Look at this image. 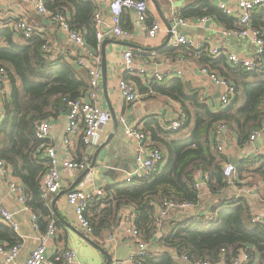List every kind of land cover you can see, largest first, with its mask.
I'll list each match as a JSON object with an SVG mask.
<instances>
[{
  "label": "trees",
  "instance_id": "trees-1",
  "mask_svg": "<svg viewBox=\"0 0 264 264\" xmlns=\"http://www.w3.org/2000/svg\"><path fill=\"white\" fill-rule=\"evenodd\" d=\"M44 1L48 10L62 13L70 27L83 33L92 50L97 49L93 25L96 6L92 2ZM255 8L258 10L253 12ZM255 8L250 14L251 26L264 40V5ZM180 17H209L227 29L238 27L235 18L212 5L210 0L192 2L180 11ZM12 24L13 19L0 18V66L6 69L10 81L9 93L0 97V160L9 165L12 174L21 181L25 205L35 216L36 228L45 232L50 223L54 227L57 223L49 215L48 202L40 197L39 180L48 171L49 161L43 153L46 141L34 135V122L64 114L67 101L83 96L89 81L84 70L74 67L60 55L42 50L47 41L45 35L17 36ZM175 49L161 47L158 51L170 55ZM187 50L196 54L202 66L233 82L235 93L231 102L213 111L197 90H189L179 79L149 84L147 90L153 89L178 102L185 119L178 130L165 131L158 119L147 118L142 127L149 133L150 144L161 151L159 170L146 180L109 185L104 190L106 197L90 203L84 214L92 227V236L97 238L111 231L120 211L129 209L134 213L140 237L150 246L148 255L141 258L142 264H228L240 249L262 260L264 225L251 221L260 213L254 209L255 199L247 194L229 198L232 186L223 175L229 158L216 149L213 137L218 125L222 124L226 132L235 137L236 147L243 149L249 144L252 131L263 127L264 55L261 66L246 71L232 66L224 55L211 56L207 48ZM132 78L142 92L145 85L140 78ZM79 145L78 151L82 146ZM199 180L210 194L203 203L199 200ZM231 180L235 185L261 183L257 192L260 200H264V151L241 156ZM166 200L189 202L195 210L181 211L177 218L163 220L157 225L155 211ZM97 204H104L105 209L99 218H94L91 209ZM0 243L7 246L20 243L15 230L1 218Z\"/></svg>",
  "mask_w": 264,
  "mask_h": 264
},
{
  "label": "built area",
  "instance_id": "built-area-1",
  "mask_svg": "<svg viewBox=\"0 0 264 264\" xmlns=\"http://www.w3.org/2000/svg\"><path fill=\"white\" fill-rule=\"evenodd\" d=\"M2 1V0H0ZM23 1V0H22ZM92 2L96 7L93 12V25L95 35L98 41L96 50H92L84 39L83 33L70 27L65 15L59 12H52L45 6L44 0H24L23 2L32 11L47 20L50 23L56 24L66 39L72 45V49L64 55V59L71 63L74 67L82 69L87 73L89 88L87 92L78 98L67 101L68 114H66L65 134L62 141V154L59 157L53 145L47 143L50 130L52 128V120L43 119L34 122V135L46 141L43 148V153L49 161L48 171L40 177L39 190L40 197L48 202L49 197L58 194L63 189L62 173L70 171L71 173H79L87 168L90 158L96 147L99 146L102 132L105 130L110 120V114L101 104V68H100V45L107 37L115 39H128L131 35L129 30L120 26V15L123 10H132L135 16V22L143 25L144 33L147 38H154L161 30L159 22L155 21L150 25L146 22L147 0H109L108 12L111 23L105 19L106 11L101 8L100 4L103 0H87ZM264 5V0H238L236 5L230 6L225 2H220L218 7L228 15H236L238 27L234 29H226V33L235 36H244L250 34L255 45V50L251 55L238 54L225 49L219 51L217 47L208 48L204 40H196L183 33H178L174 27L177 25H185V20L180 17V12L175 14L174 27H171V37L168 39L167 45L171 48L185 46L200 51L208 48L211 56L224 55L232 66H240L246 71H254L262 65V57L264 55V40L259 32L251 26L250 14L252 9ZM2 18L13 19L12 29L17 36L24 38L34 35H44V29L31 23L26 15H16L12 11H8L7 15H1ZM200 21H206L209 17L199 18ZM42 50L47 54H54L51 44L46 41L42 45ZM122 64L127 72L131 73L135 68V59L133 53L129 49H125L121 54ZM138 75L144 84L160 83L168 76L157 69L140 68ZM200 72L208 77L220 90L219 105L220 107L227 106L235 93V85L233 82L216 72H213L205 67L200 69ZM178 76L182 75V71L178 70ZM10 81L5 68L0 66V97L4 93H9ZM117 92L120 97L131 105H135L140 100V94L132 79L121 78L117 81ZM185 115L182 109L176 111L174 117L168 119L163 124L162 128L165 131L178 130ZM224 125L219 124L214 132L213 140L216 143V149L223 153L224 148L221 144V133L225 131ZM264 133V125L261 129L252 131L249 137V143L253 142L258 136ZM124 135L127 139L135 141V165L123 175V180L129 182L131 180H146L152 177L160 168L162 163V154L159 148L152 146L149 142V133L143 130L142 126H127L124 129ZM79 137L83 151L77 159L72 155V139ZM256 151L254 154H256ZM234 168L231 163H226L223 168V175L228 179L231 191L228 193L229 198H238L239 195L247 194L254 197L258 195V189L261 183L252 186H246L245 182L240 185H235L231 178L234 176ZM0 176L9 185L11 192L17 195L18 200L25 204V194L21 181L15 177L9 165L0 160ZM105 189L99 188L91 192L72 189L65 193L67 204L73 207L75 220L78 227L86 236H92V227L86 218L84 211L89 204L95 201H100L106 197ZM259 196V195H258ZM189 202L175 203L166 200L157 207L155 211V221L160 225L168 216L171 210H184L192 207ZM26 207V206H25ZM134 213L129 209L119 214L118 226L126 233L130 241L134 245V251L124 259L111 260L109 264H142L141 258L148 255L150 246L142 241L140 232L134 224ZM1 220L11 226L15 231L18 230V223L15 219L14 212L0 206ZM35 221V216H33ZM251 221L253 223L264 225V214H255ZM36 227V225H35ZM55 227L52 223L49 224L46 230V237L42 238L40 243L30 250L26 258L17 263V258L21 251V244L17 243L11 246L0 243V264H72L76 259V252L72 248H66L60 252L48 255L47 245L51 237L54 235ZM159 234V233H158ZM109 241L114 237L110 234L107 236ZM221 256L224 254L221 252ZM228 264H264V259L251 257L245 250L240 249Z\"/></svg>",
  "mask_w": 264,
  "mask_h": 264
},
{
  "label": "crops",
  "instance_id": "crops-1",
  "mask_svg": "<svg viewBox=\"0 0 264 264\" xmlns=\"http://www.w3.org/2000/svg\"><path fill=\"white\" fill-rule=\"evenodd\" d=\"M23 1H0V18H2V14L4 16L7 15L9 10L16 15H26L31 23L44 29V35L47 37V41L51 44L54 55L64 57V55L72 49V45L66 39V36L59 31L56 24L50 23L44 18L36 15ZM194 1L197 0H147L145 23L150 25L157 21L161 25V30L156 37L147 38L145 36L143 25L135 22L134 12L129 9L123 10L120 15V26L124 29L129 27L126 30L130 31V37L124 40L115 39L113 37L105 38L112 41L105 46L107 94L105 96L103 80L101 78V104L105 109L109 110V108H111L113 110L118 122L124 121L125 113H127L133 117L132 123L128 126H143V123L150 116L155 117L158 119L160 124H163L168 119L174 117L176 111L181 108V105L178 102L170 99L169 97L162 95L161 93H156L150 88L147 90L149 84H144L142 81L143 86L145 85L142 92H140L141 90H139L137 84L135 83L140 94L139 102L135 105H131L123 100L117 92V81L121 78L133 80V76L140 78L137 72L140 68H155L168 76H173L171 78H166L167 80L165 81L179 79L188 86L189 90H197L200 97L208 104L211 110L216 111L220 108V90L208 77L200 72V69L204 66L201 65L196 54L187 50V48H183L182 46L176 47L170 55L161 54L158 51L161 47L154 51L143 50V48L161 45L167 38L169 32L168 24H170L172 28L174 27L176 12H180L183 8L190 5ZM221 1L234 7L238 0H210L211 4L214 6H218ZM108 3L109 0H103L100 6L106 11L105 19L110 24L111 19L108 12ZM257 10L258 9L255 8L253 12H256ZM231 16L237 21L236 15ZM184 20L185 25H177L174 29L178 33L186 34L196 40H204L208 48L217 47L221 53L227 49L243 55H251L255 50V45L250 34L244 36L227 34L225 32L227 28L215 19L210 18L206 21H200L199 18H186ZM128 43L136 45V47L129 46ZM163 47H168V45L166 44ZM252 47H254L253 51H251ZM125 49L131 50L135 59V68L131 73L127 72L126 68L122 64L121 54ZM219 56L220 55H216L213 57L218 58ZM178 70L182 71L181 76L176 74ZM1 119L2 107L0 102V122ZM51 120L52 128L50 130L47 143L54 146L57 155L60 157L62 154V141L66 127V112L56 118H51ZM126 127L127 126H125V128ZM112 128L113 121L110 119L105 130L101 134L99 146L95 148L90 158L89 165L87 166V168L90 167L92 160L95 158L96 167L90 169V171L86 174H84V172L87 168L76 174L71 173L70 171H64L62 173L64 184L63 189L61 190L64 191V193H62L54 203V209L52 207V201L55 199L57 194L49 197V215L52 221L57 223V225L55 227L54 235L51 237L47 245L48 255H52L56 252L58 253L66 248H72L77 255L72 264H104L106 262L104 253L90 243L85 238L86 235L78 227L75 220L74 209L72 206L67 204L65 200V193L68 189L82 190V188L79 187V184L84 177L87 176L92 178L94 174L98 173V171L107 166L115 167V177L112 178L107 173L105 174V177H109L108 179L111 178L112 184L120 182L123 180V175L135 165V141L127 139L124 135V131L122 133L118 130V126L109 142L101 147L111 134ZM260 138L263 139L262 142H258ZM80 143L81 141L78 136L73 137L71 152L77 159L81 156L83 151L82 146L78 151ZM254 143H257L258 147H255ZM221 144L224 148L223 154L229 158V163L232 164L236 158L241 157L240 152L244 151L245 157L254 154L256 151H264V133L258 136L253 142L246 145L243 149H238L236 147L235 137L225 130L221 133ZM99 148L101 149L96 156ZM125 167L127 168L122 171L121 169ZM105 177L100 178L106 181ZM107 184L111 185L109 183ZM198 184L199 200L201 202L202 195H204L206 197L204 201H206L210 197L207 187L202 181H198ZM252 198L255 199L254 209L264 214V200H260V197L257 194ZM110 205H113L112 202ZM0 206L14 212L15 219L19 226L18 230L15 232L17 236H19L21 244V251L17 258V263H21L26 258L30 250L35 248L40 243L42 238L46 237V231L43 232L35 227L33 212L24 203H21L18 200L17 195L11 192L9 185L1 178V176ZM104 209V204H97L91 209V215L94 218H99L101 215L100 212ZM125 210L123 209L120 213ZM194 210V206L188 207L184 210H171L164 220L177 218L181 211L193 212ZM118 223L119 217L117 223L111 228V231H106L97 238L93 236H86L93 243H95L94 241L96 240L97 243L95 244L106 250L110 254L111 260L124 259L134 251L133 243L130 241L126 233L118 226ZM110 234L114 237L112 241L107 239V236Z\"/></svg>",
  "mask_w": 264,
  "mask_h": 264
},
{
  "label": "water",
  "instance_id": "water-1",
  "mask_svg": "<svg viewBox=\"0 0 264 264\" xmlns=\"http://www.w3.org/2000/svg\"><path fill=\"white\" fill-rule=\"evenodd\" d=\"M152 1H154V0H152ZM168 30H169V32H168L167 38H166V40H165L161 45H158V46H156V47L143 48V50H145V51H154V50H157V49L160 48V47L165 46V45L167 44V42H168V39L171 37V34H172V33H171V25H170V24H168ZM111 41H112V40H110V39H105V40H103L102 43H101V48H100V50H101V74H102V80H103V86H104V94H105V96H106V94H107V88H106V51H105V46H106V44H108V43L111 42ZM128 44H129V46L136 47V45H133V44H131V43H128ZM108 111H109V114H110V119H112V121H113V128H112L111 134L109 135V137L107 138V140L105 141V143H103V144L101 145V147L104 146V145H106V144L109 142L110 138H111V137L114 135V133L116 132V128H117V126H118V120L116 119V116H115L113 110H112L111 108H109ZM68 112H69V111H68V109H67V110H66V114H68ZM260 141L262 142L263 139L260 138L258 142H260ZM254 145H255V147H258L257 143H254ZM100 149H101V148H99V149L97 150L96 156L98 155V152L100 151ZM246 152H248V151H246ZM244 153H245L244 151H243V152H240V156H243ZM96 156H95V157H96ZM238 159H239V157L236 158V159L233 161V163H232L233 166H236V165H237V161H238ZM95 167H96V159L94 158V159L92 160V162H91L90 167H88V168L85 170L84 174H86L87 172L90 171V169L95 168ZM106 173H107L108 175H110L112 178H114V177H115V167H111V166L104 167V169L98 171V173H96V175H97V177L100 178V177H105V174H106ZM112 174H113V176H112ZM105 178H106L107 183L112 184V179H111V178H110V179H108L109 177H105ZM199 182H201V180H199ZM108 186H109V185H108ZM62 193H64V191H60V192L56 195L55 199L52 201V207H53V209H54V203L56 202V200L58 199V197H59ZM85 238H86L90 243H92L97 249H99L102 253H104V255H105V257H106V262H105L104 264H109L110 261H111V256H110V254H109L106 250H104L101 246H99V245L93 243L88 237L85 236Z\"/></svg>",
  "mask_w": 264,
  "mask_h": 264
},
{
  "label": "rangeland",
  "instance_id": "rangeland-1",
  "mask_svg": "<svg viewBox=\"0 0 264 264\" xmlns=\"http://www.w3.org/2000/svg\"><path fill=\"white\" fill-rule=\"evenodd\" d=\"M253 50H254V47H252L251 51H253ZM132 121H133V117L130 114L125 113V120L118 122V130L123 133L125 126L130 125L132 123ZM110 124H111V121H110ZM126 168L127 167L122 168L121 170L124 171ZM95 186H97V187H95ZM79 187L82 188V190H84V191L91 192L94 190V187H95V189L96 188L106 189L108 187V184L105 180L97 177V175L94 174V176L92 178H89L87 176L84 177V179L79 184ZM205 199H206V197L204 195H202L200 203H203Z\"/></svg>",
  "mask_w": 264,
  "mask_h": 264
}]
</instances>
